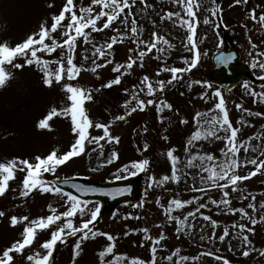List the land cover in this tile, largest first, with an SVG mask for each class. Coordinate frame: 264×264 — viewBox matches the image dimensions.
<instances>
[{
    "label": "snow or ice",
    "instance_id": "snow-or-ice-1",
    "mask_svg": "<svg viewBox=\"0 0 264 264\" xmlns=\"http://www.w3.org/2000/svg\"><path fill=\"white\" fill-rule=\"evenodd\" d=\"M175 10L161 11L159 15L160 24L170 22L173 27L183 29L184 38L181 40L183 48L191 53V56H181L180 62L183 67L168 64V53L176 47L168 35L161 32L155 19H151L153 31L149 38H144V27L138 20V15L147 17L149 10L155 12L154 4L149 0H89L84 4L83 0H63L57 12L51 13L39 23L38 27L26 35L21 41L15 44L8 40H0V89H4L16 78V70H23L25 67H34L41 73L42 84L47 89L55 90L59 88L62 94L60 103L51 104L45 114L38 119L36 127L41 131H54L55 124L59 121H68L70 131L74 137L70 147L61 152L58 147H53L47 154H35L30 158L12 156L0 159V197H4L10 189V183L17 178L18 173H24L22 184L18 189V197L26 201L34 192L42 194L51 193L63 198V211L52 204L47 205V215L30 217L28 214L9 217L12 228L22 225L20 238L15 239L10 245L0 249V264H17V257H23L26 264H54V253L58 244L67 245L70 238H76L72 246L71 264H77L78 258L84 252L83 245L86 241H95L98 237L103 238L106 244L97 252L99 264H158L164 260L167 264H195L202 257H212L222 264H231L226 257L218 254L217 251H202L199 255L189 256L181 254V248L176 247L170 254L159 257L158 252L165 248V241L168 239L166 231L162 230L158 235H153L148 227L130 229L123 235L127 237L134 232H142L143 238L139 247L143 248L147 244L150 251V259L145 260L139 256H129L127 253L117 252L118 240L120 237L111 232H105L97 228V224L102 219V209L98 201L84 199L90 193L101 192L105 195H116L128 193L130 187L116 189L114 193H104L103 189L86 186L80 183H71V190H65L61 183L68 185L69 178L58 175L59 169L66 166L75 158H79L88 153L89 146L91 152L99 150V157H104V143L119 145L121 137L114 134L113 127L117 122H128L129 117L134 113L144 112L154 107L157 114L158 123L161 125L168 121L173 122L172 117H178L180 125L190 123L187 117L180 116L179 109L167 98L169 87H175L183 81L185 74L197 67L201 57L207 56V52L202 53L197 40L198 29L201 26V11H207L209 15L204 16L203 25H213V29L219 37L220 28L223 21V8L219 0H211V7L205 8L204 0H169ZM248 0H234L232 5H247ZM49 9L55 8L54 0L47 3ZM260 5L253 7L249 13L254 25L259 26V30L264 31V11L257 15L256 9ZM140 9L137 13L134 9ZM227 27L226 25H223ZM248 28L247 24L242 25ZM111 32V35H107ZM105 34L102 42L96 40L94 34ZM207 38L206 35L204 37ZM130 41L135 47L127 49L125 61L118 62L115 59V46ZM250 49L248 56L250 68L259 70V80L264 81V51H260L259 45L248 37ZM220 41L218 47H222ZM83 46L82 60L78 59V49ZM90 53V55H89ZM154 58L161 61L155 76L145 73L138 78L131 88H124L123 93L126 99L121 104L123 112L111 115L108 120H101L93 117L89 105L95 101V94L102 89H111L115 85H120L125 76L134 74V69L145 67L146 58ZM91 59V65L87 61ZM235 60L234 55L220 54L216 57L217 64L230 65ZM113 65L111 71L116 75L108 79L99 87H89L80 83L83 73H92L96 79H102L100 70ZM163 73H169L170 77L161 79ZM193 85H200L202 88L211 90L200 94L199 99L206 103L215 100L213 106L207 111H197L192 117L194 130L186 138L183 145L185 159L182 160L177 155L179 149L170 146L160 155L166 157L170 164V174H164L159 178L155 174L148 175L147 189H164L169 183L179 185L182 180L186 183L191 176L193 183L190 190L194 195L189 199H183L177 193L168 199L167 203L162 202V197L155 200L156 205L161 209L164 221L155 225L157 228L165 229L166 226L174 225V235L179 239L182 235L187 236L196 228V220L202 219L207 222L201 225L200 231L211 227L212 231L207 236L209 242L217 239L216 229L220 222L213 218V215L206 214L204 210L211 212L214 206L216 215L239 213L240 219L250 221L252 227L247 224L234 222L230 226H225L218 240L223 243L227 238L234 235L238 239L244 257H248L252 251H259L264 256V249H256L250 239V235L255 233V225L264 222V202L257 206V196L248 192L243 186L245 181L257 175H264V131L241 139L242 127H254V125L244 116L235 123L230 117L228 102L220 89H213V84L207 81L194 80L189 83V90ZM242 87L253 98L254 103L264 104V84L261 90L256 91L249 81H243ZM184 95V93H181ZM237 110H241L247 117L264 118V111H255L245 108L243 104L235 105ZM165 112L171 113L166 116ZM236 125H240L237 127ZM102 134L94 135L93 131ZM149 131L145 125L143 133ZM168 128H164L167 133ZM163 141L170 143L168 135H162ZM260 143L253 145L252 141ZM201 141L215 143L223 142V147L219 149L220 155L214 152H204L198 149ZM150 144L145 140L142 147L137 146L140 153L147 152ZM193 149H197L193 151ZM245 154L241 157V151ZM258 153V155H250ZM120 159V153L114 148L104 164L111 165ZM149 158L131 160L117 169L116 179L126 180L136 177L141 173L147 174L150 169ZM99 166H104L99 165ZM98 166V167H99ZM251 166V167H250ZM249 168L247 174H241V169ZM195 169L196 172L189 170ZM97 169H92L96 171ZM48 177H53L49 179ZM76 177L71 178L75 180ZM147 189L145 197H147ZM13 191H17L13 189ZM218 192L219 198H214L211 193ZM240 193L237 199L250 202L247 207H233V193ZM207 198V199H205ZM192 207L185 214L182 210ZM143 202L134 207L143 208ZM19 207V205H17ZM251 209V213L248 211ZM180 214H176V213ZM261 212L259 218L255 213ZM7 216L6 210H0V218ZM115 218V214L113 216ZM124 220H140L141 216H133L131 213L122 217ZM235 229V233H232ZM49 232L48 238L42 242L39 240L40 233ZM200 240H205L201 235ZM34 245L36 246L34 248ZM229 250L232 245L229 243ZM26 250H29L26 252ZM108 257H111L108 259ZM175 258V259H174Z\"/></svg>",
    "mask_w": 264,
    "mask_h": 264
},
{
    "label": "rangeland",
    "instance_id": "rangeland-1",
    "mask_svg": "<svg viewBox=\"0 0 264 264\" xmlns=\"http://www.w3.org/2000/svg\"><path fill=\"white\" fill-rule=\"evenodd\" d=\"M252 2L248 0L247 5L240 4L233 7L234 0H226L221 3L223 8V21L222 26L226 25L225 32L229 36L231 45L235 46L240 54V59L245 65H250V57L248 51L250 45L248 43L249 35L252 41L258 44L260 47L258 50L264 51V31L259 30L258 25H254L253 22L248 19L249 13L253 7L260 5L256 9L257 15L261 11H264V0H256ZM49 0H0V40H8L15 44L21 41L26 35L35 30L42 19L47 18L51 13L57 12L58 5L63 3V0H54L55 8L49 9L47 3ZM154 4L155 12L149 10V15L144 17L138 15L140 24L144 27V38L148 39L150 33L153 31L151 19H155L160 27L162 33L167 34L170 41L176 45L169 53L168 64L183 67L180 62L181 56H191V53L187 52L181 43V40L185 36L183 29L173 27L170 22H164L160 24L159 15L162 10H175L170 4L169 0H149ZM86 5L89 0H83ZM205 8L211 7V0H204ZM139 13L140 9H134ZM201 26L198 29L197 40L202 53L207 52V56L201 57L200 63L194 68L191 73L185 74L183 81L176 84L175 87H169L167 90L166 98L169 100L170 92H174L177 95L179 101L176 102L175 108L179 109L180 116L187 117L190 121L188 125H180L178 123V117L173 116V122L169 125L168 121H165L164 125L158 123L157 114L155 108L144 112L134 113L129 117L128 122H117L113 127V132L121 137L119 145L104 143V157H99V150L97 152H91L89 146L88 153L75 158L69 165L64 166L61 171L70 174V178L76 177V179L89 180L95 183H107L113 181H119L116 179L117 169L122 167L123 164L128 163L131 160H140L143 158H149L151 161L150 169L147 174L141 173L136 177H139L141 181L142 196L136 203L143 202V208L120 205L112 207L110 210H103L102 207V219L97 224L99 230L105 232H111L114 235H118L117 252L127 253L129 256H139L145 260L150 259L149 247L146 244L145 247H139L143 238L142 232H134L127 237L123 235L125 231L130 229H138L148 227L152 234L158 235L162 230L166 231L168 239L164 242L165 248L163 251L158 252L159 257H164L176 247L181 248V254L195 256L199 255L202 251H217L218 254L226 257L231 261V264H264V256L259 254V251H252L248 257H244L242 254V248L238 239L230 236L223 243L218 240V236L222 234V230L225 226H230L234 222L247 224L252 227L249 220H241L239 213L236 215L220 214L216 215V209L211 207V212L204 210L206 214L213 215V218L220 222L219 228L216 229L217 239L214 242H209L207 236L211 233V227L205 228V231L201 233V225L207 222L202 219L196 220V228L191 231L190 235H182L179 239L174 235V225L166 226L165 229L157 228L155 225L161 224L164 221L161 209L156 205L155 200L158 197H162V202L167 203L173 195L177 193L183 199H189L198 193H193L190 190V186L193 183L191 176L187 178V182H182L177 185L169 183L166 188H153L147 189V177L148 175L155 174L157 178L164 174H170V164L166 157L161 156L160 153L166 151L170 146L178 147L179 151L177 155L182 160L185 159L183 152V145L186 138L194 130L191 123L193 115L197 111H207L213 106L215 100H209L207 103L204 100L199 99V96L204 91L211 90L202 88L200 85H193L189 90V83L194 80L207 81L203 74H208L209 68H211L210 58L211 55L218 51L222 34L220 32L217 37L213 25H203L202 20L204 16L209 15L207 11H201ZM247 24L248 28L242 25ZM108 32L107 35H111ZM98 42H102L105 38V34H94ZM206 35V39L204 38ZM135 47L130 41H126L124 44H118L115 46V59L118 62L125 61L128 53L127 49ZM83 46L78 49V59L82 60ZM90 55V53H89ZM87 65H91V59L87 61ZM161 65V61H157L154 58H146L145 67L143 69L136 67L134 74L131 76H125L120 85H115L111 89H102L99 93L95 94V101L89 105L91 113L97 119L108 120L111 117L108 116L120 114L123 112L121 104L126 99L123 89L131 88L134 83L138 82V78L147 73L150 76H155L157 68ZM113 65H108L107 68L100 70L102 79H96L92 73H83L80 78V83L89 87H99L102 83H105L108 79L114 78L116 75L111 71ZM254 74L260 75L259 70H254ZM170 77L169 73H163L161 79H167ZM208 82V81H207ZM241 85L233 89L232 91H222L226 101L228 102L229 110H232L233 116L231 119L235 123L237 120L244 116L248 119L254 127H242L241 139H247L249 136L258 134L264 131V118L260 117H247L241 110H237L236 104H243L245 108L255 111H264V104L254 103L253 98ZM253 87V86H252ZM217 89V88H216ZM255 89V88H254ZM212 90H215L213 87ZM260 91L261 87L255 89ZM184 93V95H181ZM109 94V95H107ZM62 94L57 87L55 90L47 89L41 80V73L34 67H25L23 70L16 72V78L4 89H0V159L12 157L16 150L20 149L21 154L26 153L25 158H30L35 154H47L53 147H58L61 152L67 150L70 144L73 142L70 138V134L67 133L68 121H59L55 124L54 131H41L36 127L39 118L45 114L48 107L53 103H60ZM170 101V100H169ZM172 103V102H171ZM166 116H171V113L165 112ZM105 118V119H103ZM147 126L149 131L147 134L143 133V127ZM240 127V125H236ZM167 127V133L164 132V128ZM70 128V127H69ZM68 128V130H69ZM94 135L102 134L101 132L93 131ZM162 135H168L170 137V143L161 139ZM145 140L150 144V148L147 152L140 153L137 151V146H143ZM260 142L253 140L252 144L256 145ZM24 147V148H20ZM198 149L204 152H214L217 156L220 155L219 149L223 147V142L217 141L215 143H209L208 141H201L198 144ZM116 149L120 153V159L115 161L111 165L104 164V160L108 157L113 149ZM264 148V145H262ZM197 149H193L196 151ZM15 155H18L16 153ZM245 154L241 151V157ZM250 155H258V153H250ZM104 166H99V165ZM99 166V167H98ZM251 167V166H250ZM92 169H97L92 171ZM196 172L197 170H189ZM249 168L241 169V174H247ZM24 173L17 174L16 180L10 183V189L4 197H0V210H6L7 216L0 218V249L8 246L15 239L20 238V232L22 231V225L12 228L9 223V217L13 214L21 215L28 214L30 217H37L40 215H47V205L52 204L63 211V198L53 195L51 193L42 194L39 191L32 193L26 201L19 202L21 198L18 197V189L22 184ZM60 176V175H59ZM53 179V177H48ZM69 178V179H70ZM64 179V178H61ZM248 192H251L257 196V206L259 203L264 202V175H257L252 179L245 181L243 185ZM16 189L17 191H13ZM147 189V197H145V190ZM211 195L214 198H219L218 192H213ZM240 193H233V207H247L250 202L248 200H239L237 197ZM13 199V200H12ZM207 199V198H205ZM19 205V207H17ZM101 206V205H100ZM193 206L183 209L186 214ZM251 213V209H248ZM264 211V210H262ZM131 213L133 216H141L140 220L128 219L124 220L122 217ZM115 214V218H113ZM176 214H180L179 212ZM256 218H259L261 212L254 214ZM235 233V229L231 230ZM204 235L205 240L201 241L200 236ZM49 232L40 233L39 240L42 242L48 238ZM76 238H70L67 245L58 244L57 251L54 253V264H71L72 246ZM250 239L253 242V246L256 249H264V222L257 223L255 225V233L250 235ZM229 243L232 245V250H229ZM106 244V241L101 238H97L95 241H86L83 245L84 252L81 257L78 258L77 264H99V258L97 252ZM36 246L34 245V248ZM29 250H26V252ZM111 257H108L110 259ZM175 259V258H174ZM17 264H26L23 257H17ZM158 264H167L166 261L160 260ZM191 264V262H190ZM195 264H222V261H216L212 257H202L200 261Z\"/></svg>",
    "mask_w": 264,
    "mask_h": 264
},
{
    "label": "water",
    "instance_id": "water-1",
    "mask_svg": "<svg viewBox=\"0 0 264 264\" xmlns=\"http://www.w3.org/2000/svg\"><path fill=\"white\" fill-rule=\"evenodd\" d=\"M222 47L224 49H222L219 53H217L214 57H212V63L214 65V68L212 69L213 74L208 78L212 84L230 90L231 88H234L238 83H240L242 79H246L247 81L254 84L264 83V81L257 80L254 77H252V75L250 74V70L244 67V65L240 63L239 55L236 49L235 48L230 49L228 47V44L226 43V35H224L223 37ZM220 54L234 55L235 60L228 66L219 65L217 64L216 57ZM71 183L74 182H70L68 185H64L61 183L60 186L64 187L66 190L69 189L75 193V190L71 189ZM76 183L85 184L86 186L89 187L103 189L104 193H114L116 189H120L124 187L131 188L130 192L116 195L115 198H113L112 195H105L101 192L90 193L87 196L82 197L90 200L99 201L106 209L108 208L110 209L111 207L120 203L129 202L130 200L132 202H136L140 196L139 181L134 179L131 180L129 179V181H124L120 183L105 184V185H98L90 182H76Z\"/></svg>",
    "mask_w": 264,
    "mask_h": 264
}]
</instances>
